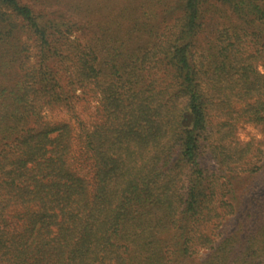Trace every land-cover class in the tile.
Returning <instances> with one entry per match:
<instances>
[{"label": "trees", "instance_id": "1", "mask_svg": "<svg viewBox=\"0 0 264 264\" xmlns=\"http://www.w3.org/2000/svg\"><path fill=\"white\" fill-rule=\"evenodd\" d=\"M39 1L0 0V264H264V0Z\"/></svg>", "mask_w": 264, "mask_h": 264}, {"label": "rangeland", "instance_id": "2", "mask_svg": "<svg viewBox=\"0 0 264 264\" xmlns=\"http://www.w3.org/2000/svg\"><path fill=\"white\" fill-rule=\"evenodd\" d=\"M39 3H44V2L40 0ZM214 28L215 26L211 25L208 28V32H206V35L203 36L202 39L207 41L206 37L208 38V36H210V31L214 30ZM259 71L264 74V67H259ZM76 106H77L76 111L80 119L86 122L87 125L92 123L93 113L95 112V109L98 107L97 99L88 98L85 101H80ZM44 118L49 123H57L59 121H69V117L67 116V114H65L61 110L45 111ZM71 125L72 127H74L73 122H71ZM239 139L240 141L243 142H247L251 140H260L261 139L260 130L251 125H245L240 128Z\"/></svg>", "mask_w": 264, "mask_h": 264}]
</instances>
